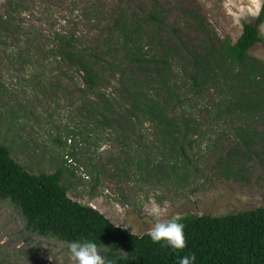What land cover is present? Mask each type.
<instances>
[{"label": "rangeland", "instance_id": "1", "mask_svg": "<svg viewBox=\"0 0 264 264\" xmlns=\"http://www.w3.org/2000/svg\"><path fill=\"white\" fill-rule=\"evenodd\" d=\"M263 4L264 0H0V143L32 173L60 169L72 199L100 210L136 235L153 224L149 213L154 207L163 213L161 219L264 207V139L256 137L248 152L236 148L238 117L216 119L202 108L204 96L195 100L201 127L186 138L196 141L184 146L188 170L183 179L166 167L180 159L177 150L168 162L169 146L162 144L150 123L136 126L115 110L110 126L96 127L102 99L89 93L80 74L59 58L51 53L39 56L59 31L77 34L108 59L115 49L108 50L105 39L121 14L129 22L141 19L146 48L154 32L168 47L182 39L184 54L189 43L201 49L206 42H235L243 23L254 22ZM156 11L161 12V22H145ZM2 20L15 25L4 26ZM261 34L263 40L250 55L264 63V30ZM28 41L30 47L25 46ZM108 77L102 90L114 93L111 103L117 106L119 87L113 74ZM85 105L94 109L92 116ZM246 121L252 129L264 131V119ZM59 136L60 145L55 142ZM67 244L29 233L19 210L0 201V264H68Z\"/></svg>", "mask_w": 264, "mask_h": 264}, {"label": "trees", "instance_id": "2", "mask_svg": "<svg viewBox=\"0 0 264 264\" xmlns=\"http://www.w3.org/2000/svg\"><path fill=\"white\" fill-rule=\"evenodd\" d=\"M160 16L159 11L150 13L145 22L160 23ZM2 21L7 27L15 25L11 20ZM263 24L264 4L254 22L243 23L235 42H206L201 49L189 43L183 54L182 39L168 47L157 40L154 32L151 47L146 48L141 19L137 16L129 22L121 14L114 19L105 39L108 50L115 49L108 59L102 57L101 51L83 44L77 34L59 31L54 32L52 42L44 45L39 56L51 53L59 58L80 74L89 93L102 99L101 119L96 120V127L110 126L115 110H121L124 118L136 126L150 123L162 144L169 146L168 162L174 150L180 157L166 167L186 179L184 146H192L196 140L186 138L201 127L194 114L197 101L203 100L201 96L206 98L201 101L202 108L216 119L238 117L234 128L236 148L240 146L248 152L256 137L264 139V131L252 129L246 121L253 117L264 119V63L250 55L251 48L263 40ZM30 45L31 41L25 44ZM12 56L18 58L20 53ZM108 74L115 76L112 81L116 80L121 94L117 106L111 103L114 93L108 95L102 90ZM91 104L95 106V102ZM85 106L92 116L94 109ZM55 142L60 145V136ZM0 201L19 210L29 233L66 243L93 241L108 264H177V257L188 253L195 254V264H264V207L219 216H182L187 246L173 252L153 244L144 233H130L100 210L72 199L60 169L38 174L26 170L3 143Z\"/></svg>", "mask_w": 264, "mask_h": 264}, {"label": "clouds", "instance_id": "3", "mask_svg": "<svg viewBox=\"0 0 264 264\" xmlns=\"http://www.w3.org/2000/svg\"><path fill=\"white\" fill-rule=\"evenodd\" d=\"M264 30V25H260ZM154 222L144 233L153 244L167 247L173 252L183 251L186 246L185 225L180 217L161 219L163 213L159 208H152L149 213ZM127 228L126 226H123ZM68 264H108L105 257L100 254L95 242L89 240L71 241L67 244ZM51 259V257H50ZM196 256L188 253L177 257V264H195Z\"/></svg>", "mask_w": 264, "mask_h": 264}]
</instances>
